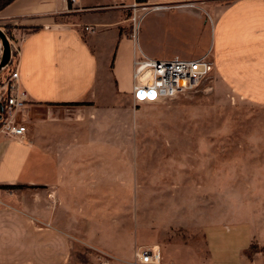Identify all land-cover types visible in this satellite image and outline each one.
I'll return each instance as SVG.
<instances>
[{"label": "crops", "instance_id": "crops-1", "mask_svg": "<svg viewBox=\"0 0 264 264\" xmlns=\"http://www.w3.org/2000/svg\"><path fill=\"white\" fill-rule=\"evenodd\" d=\"M133 1L12 0L0 10V20L27 30L12 63L27 93L26 132L0 133V264H132L142 246L173 263L132 226L134 54L191 59L209 51L216 85L264 106V0H135L164 6L141 16L135 38L122 17ZM63 16L74 19L56 20ZM96 143L107 149L102 164ZM250 222L237 224L233 251L220 252L206 232L202 263L176 264H264V233ZM84 251L110 259L75 261Z\"/></svg>", "mask_w": 264, "mask_h": 264}, {"label": "rangeland", "instance_id": "rangeland-1", "mask_svg": "<svg viewBox=\"0 0 264 264\" xmlns=\"http://www.w3.org/2000/svg\"><path fill=\"white\" fill-rule=\"evenodd\" d=\"M131 15L125 9L122 17ZM14 23L0 20V28L17 43L27 30L15 29ZM132 27V21L124 25L130 32ZM10 66L0 70V82ZM130 106V148L137 171L130 175L134 202L130 215L144 241L158 242L172 264L202 263L208 253L206 232L220 252L233 251L240 222L251 221L252 228L264 233V106L219 88L212 72L196 90ZM93 147L102 164L107 149L100 143ZM135 182L140 188L135 189ZM255 249L252 241L246 259ZM88 253L82 252L75 261L110 259Z\"/></svg>", "mask_w": 264, "mask_h": 264}, {"label": "built area", "instance_id": "built-area-1", "mask_svg": "<svg viewBox=\"0 0 264 264\" xmlns=\"http://www.w3.org/2000/svg\"><path fill=\"white\" fill-rule=\"evenodd\" d=\"M70 2L73 3L74 0H70ZM182 5L194 6L191 2L183 3ZM160 7L164 6L135 0L127 6V9L132 14L130 20L133 24L131 33L133 38L136 37L137 25L141 16L150 9ZM89 27V25H85L84 29L91 30ZM8 41L11 48L8 63H13L18 56V44L10 39ZM1 54L2 43L0 40V58ZM213 69L214 61L209 51L191 59L178 56L168 59H157L143 53L134 54L131 72L133 102L135 104L152 103L196 90L202 81L211 74ZM145 77L146 79H144ZM18 78V70L16 65H14L7 77L0 82V133L9 137L23 136L26 132V127L19 120L18 114L26 106L27 93L20 87ZM134 259L132 264H159V254L154 248H138L134 252Z\"/></svg>", "mask_w": 264, "mask_h": 264}, {"label": "water", "instance_id": "water-1", "mask_svg": "<svg viewBox=\"0 0 264 264\" xmlns=\"http://www.w3.org/2000/svg\"><path fill=\"white\" fill-rule=\"evenodd\" d=\"M0 40L2 43V54L0 58V70H1L5 66H7L10 60V53H11L10 43L5 33L1 30V28H0Z\"/></svg>", "mask_w": 264, "mask_h": 264}, {"label": "trees", "instance_id": "trees-1", "mask_svg": "<svg viewBox=\"0 0 264 264\" xmlns=\"http://www.w3.org/2000/svg\"><path fill=\"white\" fill-rule=\"evenodd\" d=\"M11 1H12V0H0V10H1L2 8H4L7 4H9ZM10 65H11V66H10ZM7 66H10V69H9V72H10V70H11V68H12V62L8 63ZM9 72H8V73H9Z\"/></svg>", "mask_w": 264, "mask_h": 264}, {"label": "snow or ice", "instance_id": "snow-or-ice-1", "mask_svg": "<svg viewBox=\"0 0 264 264\" xmlns=\"http://www.w3.org/2000/svg\"><path fill=\"white\" fill-rule=\"evenodd\" d=\"M141 98H143V97H141ZM153 98H154V94H153Z\"/></svg>", "mask_w": 264, "mask_h": 264}, {"label": "bare ground", "instance_id": "bare-ground-1", "mask_svg": "<svg viewBox=\"0 0 264 264\" xmlns=\"http://www.w3.org/2000/svg\"><path fill=\"white\" fill-rule=\"evenodd\" d=\"M144 79H146V77Z\"/></svg>", "mask_w": 264, "mask_h": 264}]
</instances>
